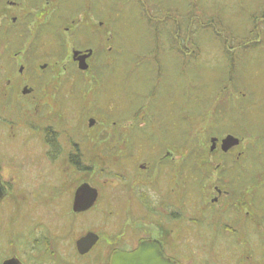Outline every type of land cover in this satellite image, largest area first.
<instances>
[{
    "label": "rangeland",
    "instance_id": "374dc122",
    "mask_svg": "<svg viewBox=\"0 0 264 264\" xmlns=\"http://www.w3.org/2000/svg\"><path fill=\"white\" fill-rule=\"evenodd\" d=\"M96 1L101 50L94 74L75 77L71 66L65 72V60L54 61L50 51L57 45L46 35L39 38L36 53L28 48V39L9 52L19 55L6 78L19 75L17 68L23 65L24 76L17 81L36 89L35 98H26L27 111L43 105L23 118L36 126L59 127L61 135L76 133L78 146L87 154L77 171H70L62 158L51 164L41 156L39 129L34 133L21 127L19 136L29 137L27 149L14 145L9 151L28 155L21 158L29 162L18 171L10 169L15 202L32 200L34 207L46 204L51 211L56 199H69L75 185L88 181L102 196L96 209H109L113 204L109 195L120 181L108 172H121L126 162L136 166L155 157L146 150L152 142L157 153L168 149L176 157L173 192L184 214L179 239L184 260L264 264V0ZM188 14L194 16L190 26H208L189 33ZM45 61L55 73L38 70L27 80L29 65ZM12 95L7 101L9 97L0 94V108L21 105L15 104L17 94ZM4 125L1 120L0 130L9 131ZM226 134L240 139L237 146L222 156L209 151L208 136ZM8 142L2 139L0 145ZM37 153L39 158L34 159ZM58 186L61 192L54 189ZM215 186L257 202L261 242L256 245L254 237L237 242L224 235L206 238L194 226L192 215L187 218L198 204L211 200ZM125 206V199L115 203V209Z\"/></svg>",
    "mask_w": 264,
    "mask_h": 264
},
{
    "label": "flooded vegetation",
    "instance_id": "af4514ba",
    "mask_svg": "<svg viewBox=\"0 0 264 264\" xmlns=\"http://www.w3.org/2000/svg\"><path fill=\"white\" fill-rule=\"evenodd\" d=\"M186 17L189 25L185 30L189 33L192 28L208 26L207 23L190 26L194 16L188 14ZM197 18L200 19V15ZM100 24L96 0H0V94L8 96L7 101L11 98L10 93H13L12 96L17 94L14 96L17 98L15 104L19 101L21 104L4 107L7 112L0 108V121L3 120L4 126L10 129L0 130V141L10 140L8 144L2 145L7 142L3 141L0 145V185L4 194L0 198V264H188L179 242L184 214L180 208V198L177 192H173L177 190L176 157L168 149L157 153L155 143L148 142L146 145V150H150L155 157L148 156L136 166L126 162L121 172H108L120 181L119 188H114L115 192L109 195L110 202H113L109 209H96L102 202L97 188L91 206L81 211L73 209L74 190L88 181L75 185L69 199H56L55 209L51 211L44 204L48 202H39L44 205L34 207L32 200L15 202L11 194L15 176L10 169L18 171L28 161L21 157L29 158L24 153L21 156L9 151L14 145L26 151L29 137L19 136L22 128L34 129V133L39 129L41 156L49 159L51 164L62 158L70 171H77L86 162L84 158L87 154L78 146L77 138H74L76 133L61 135L59 127L57 130L49 124L36 126L23 118L26 112H36L43 105H35L33 110L27 111L26 98H35L36 89L26 86L27 83L20 85L17 81L24 76L23 65L17 68L19 75L6 78L7 69L12 71L14 59L19 55V52L12 55L9 52L19 48L23 39H28V48L36 53L39 38L46 35L57 45L50 51L54 61L65 60V72L75 68V77L94 74L101 50ZM177 27L180 28L179 24ZM29 66L30 71L25 73L27 80L39 74L38 70L41 74L44 71L50 75L55 73L48 61L37 67ZM4 77L6 90L2 86ZM13 117L19 118V121L14 122ZM63 135L67 140L60 138ZM122 135L119 134V137ZM214 137V148L210 150L209 146V151L217 150L220 156L228 154L233 147L226 152L221 151L220 137L210 135L208 139ZM122 145L119 147L122 148ZM114 146L110 149L118 150ZM33 156L37 159L39 153ZM54 189L61 192L60 186ZM214 192L211 200L198 204L199 207L192 213L188 212L190 215L187 218L192 215L191 221L203 236L215 238L224 235L234 242L239 238L254 237L256 245L261 242L263 227L259 221L257 202L230 195L229 190L218 186L214 187ZM231 196L233 198H228ZM6 197L10 203L3 202ZM124 199L125 208L115 209V203ZM141 244L146 245L145 255L131 258L123 255L135 252Z\"/></svg>",
    "mask_w": 264,
    "mask_h": 264
},
{
    "label": "water",
    "instance_id": "95a60500",
    "mask_svg": "<svg viewBox=\"0 0 264 264\" xmlns=\"http://www.w3.org/2000/svg\"><path fill=\"white\" fill-rule=\"evenodd\" d=\"M81 67V65H78ZM210 150L214 148L216 137L211 138ZM220 149L223 152H226L231 147L237 146L240 139L238 137H234L231 134H226L223 138L220 139ZM3 188L0 185V198L4 195L2 193ZM74 199H73V209L76 211L84 210L85 208L91 206L94 203L95 196L97 195V190L95 187H92L88 182H83L74 190ZM145 244H141V246L135 251L131 252L130 254H123L126 258L131 257H139L145 255Z\"/></svg>",
    "mask_w": 264,
    "mask_h": 264
}]
</instances>
